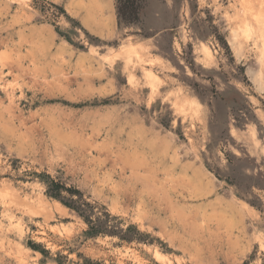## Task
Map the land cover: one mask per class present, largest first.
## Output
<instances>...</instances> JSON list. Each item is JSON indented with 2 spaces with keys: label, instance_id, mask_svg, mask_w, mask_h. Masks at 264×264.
Masks as SVG:
<instances>
[{
  "label": "rangeland",
  "instance_id": "obj_1",
  "mask_svg": "<svg viewBox=\"0 0 264 264\" xmlns=\"http://www.w3.org/2000/svg\"><path fill=\"white\" fill-rule=\"evenodd\" d=\"M254 141L264 0H143L129 25L116 0H0V264H264ZM47 176L142 239L87 235Z\"/></svg>",
  "mask_w": 264,
  "mask_h": 264
},
{
  "label": "trees",
  "instance_id": "obj_2",
  "mask_svg": "<svg viewBox=\"0 0 264 264\" xmlns=\"http://www.w3.org/2000/svg\"><path fill=\"white\" fill-rule=\"evenodd\" d=\"M143 0H116V15L118 24H133L138 21ZM45 194L48 197L60 201L66 207L72 209L87 224L85 233L89 236L99 234L118 235L121 240L130 242L141 240L139 233L133 225H128L125 229L116 228L111 223L114 217L107 212H96L89 202L85 201L81 192L74 187H66L64 183L55 181L49 176L45 180ZM66 194H65V193ZM34 249L37 245H32ZM40 252L44 253L41 249Z\"/></svg>",
  "mask_w": 264,
  "mask_h": 264
},
{
  "label": "bare ground",
  "instance_id": "obj_3",
  "mask_svg": "<svg viewBox=\"0 0 264 264\" xmlns=\"http://www.w3.org/2000/svg\"><path fill=\"white\" fill-rule=\"evenodd\" d=\"M96 1V0H95ZM95 6V5H94ZM99 6H100V4H99ZM70 10H72V9H70ZM88 11V10H87ZM96 11V10H95ZM85 13V12H84ZM89 13V12H88ZM152 15V14H151ZM148 17H150V15L148 16ZM152 18H153V16H152ZM83 20H84V23L85 24H87V25H89V24H91L90 23V17L88 16V14H85L84 16H83ZM129 42V41H128ZM123 43V42H122ZM129 44V43H128ZM130 45H132V44H130ZM125 46V45H124ZM134 46V44L132 45V47ZM136 46H138V45H136ZM123 47V46H122ZM130 48H131V46H130ZM132 50V49H131ZM203 51H204V53H205V55H207V56H210V52L208 51V49H206V48H203ZM128 52V51H127ZM136 54H138V53H136ZM149 75V77L150 78H154V75L152 74V73H149L148 74ZM155 88V87H154ZM184 102V101H183ZM185 104L187 105L188 104V106H190V107H192L193 105H196V106H198V103L195 101V100H186L185 101ZM182 106V105H181ZM183 107V106H182ZM220 108V107H219ZM186 111V110H185ZM183 112V111H182ZM217 114V113H216ZM218 114H219V112H218ZM219 117V116H218ZM217 119V118H216ZM223 120V119H222ZM216 123V122H215ZM209 125H210V123H208ZM212 125H213V123H212ZM233 131V130H232ZM217 132V131H216ZM213 135V134H212ZM211 135V136H212ZM212 139V138H211ZM254 143L255 144H257L258 146H259V149L261 150V151H264V145L263 146H261V145H259V142L258 141H254ZM9 225V224H8ZM11 228V227H10ZM63 228V227H62ZM65 228V227H64ZM41 237V236H40ZM155 254L158 256V257H162V255L159 253V252H155Z\"/></svg>",
  "mask_w": 264,
  "mask_h": 264
},
{
  "label": "crops",
  "instance_id": "obj_4",
  "mask_svg": "<svg viewBox=\"0 0 264 264\" xmlns=\"http://www.w3.org/2000/svg\"><path fill=\"white\" fill-rule=\"evenodd\" d=\"M113 19H114V17H113V15H112V16H111V19H110V20H111V22H110L111 25H113ZM97 20L99 21L100 24L103 23V21H102V17H98ZM98 28L101 29V30H104V28H100L99 26H98Z\"/></svg>",
  "mask_w": 264,
  "mask_h": 264
}]
</instances>
